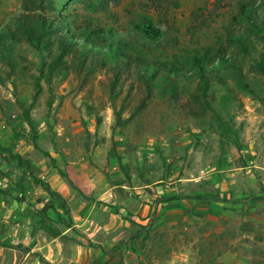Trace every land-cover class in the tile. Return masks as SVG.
<instances>
[{
  "label": "rangeland",
  "instance_id": "1",
  "mask_svg": "<svg viewBox=\"0 0 264 264\" xmlns=\"http://www.w3.org/2000/svg\"><path fill=\"white\" fill-rule=\"evenodd\" d=\"M55 5L78 23L90 20L123 33L149 17L178 41L142 46L137 35L135 51L149 59L182 61L188 51L208 48L217 66L218 50H224L232 62L220 72L226 84L214 81L209 91L217 114L186 116L155 90L141 112L127 119V107L117 124L110 92L100 83L103 69L87 74L71 68L50 84L41 78L35 92L38 51L26 42L12 44L0 52V145L18 153L14 144L23 139L21 155L30 168L0 150V174L17 168L18 182L33 188L39 185L36 170L59 160L97 168L111 185L124 176L116 188L106 185L90 194V183H83L101 221L110 213L128 221L118 241L92 264H264V72L250 70L264 54L259 30L264 0H55ZM20 10L21 0H0V29ZM232 36L243 37L247 50ZM234 64L254 94L237 87ZM223 93L225 103L219 101ZM25 108L31 124L23 118ZM143 182L148 186L139 187ZM173 195L179 199L169 200Z\"/></svg>",
  "mask_w": 264,
  "mask_h": 264
},
{
  "label": "trees",
  "instance_id": "2",
  "mask_svg": "<svg viewBox=\"0 0 264 264\" xmlns=\"http://www.w3.org/2000/svg\"><path fill=\"white\" fill-rule=\"evenodd\" d=\"M132 30L118 32L112 26L105 27L90 20L78 23L67 12L59 11L55 0H21V10L14 14L12 23L0 29V52L20 42H26L38 51L40 67L39 74L35 76V92L41 90V78L50 84L54 76H63L71 68H75L77 73L86 69L87 74L103 69L100 83L110 92L117 124H121L125 108L129 107L130 110L127 119L141 112L155 90L168 96L186 116L203 118L209 110L217 114L212 108L215 95L209 91L214 81L226 84L220 72L221 69H228V64L232 62L224 50H218L217 66H214L215 59L211 57L208 48L190 50L186 54L188 59L182 61L149 59L135 51L137 35L143 38L142 46H148V43L159 47L175 46L177 39L156 27L149 17L136 21ZM259 30L264 34V26ZM230 39L238 43L242 50H247L243 37L232 36ZM232 67L237 69V87L254 94L252 83L247 81L240 68L236 64ZM250 70L264 72V54L251 65ZM184 93L187 95L182 99ZM227 100L226 93L219 96L220 102L225 103ZM23 118L27 123H32L28 108L24 109ZM117 148L114 144L113 152L121 162L122 157ZM0 150H7L8 156L19 167H24V170L30 168L29 160L19 153H11L9 148L1 145ZM34 181L49 194L59 196L46 181L38 177H34ZM177 198L173 195L169 200ZM138 234H142V231H138Z\"/></svg>",
  "mask_w": 264,
  "mask_h": 264
},
{
  "label": "crops",
  "instance_id": "3",
  "mask_svg": "<svg viewBox=\"0 0 264 264\" xmlns=\"http://www.w3.org/2000/svg\"><path fill=\"white\" fill-rule=\"evenodd\" d=\"M80 164L58 160L36 170L59 196L35 184L32 193L19 198L16 194L24 185L18 181L8 190L0 189V264H92L118 241L128 221L112 213L101 221L94 211L96 203L86 199L82 186L87 180L90 194L106 185L116 188L125 178L117 176L111 185L99 169ZM146 186L143 182L139 187Z\"/></svg>",
  "mask_w": 264,
  "mask_h": 264
},
{
  "label": "built area",
  "instance_id": "4",
  "mask_svg": "<svg viewBox=\"0 0 264 264\" xmlns=\"http://www.w3.org/2000/svg\"><path fill=\"white\" fill-rule=\"evenodd\" d=\"M120 140L122 139L121 137L119 138ZM15 149L17 150V152L21 153L22 151H24V140L23 139H18L15 144H14ZM17 168L13 169V172L7 174H0V189H8L10 188L15 181H18L16 178V172ZM32 188L27 187L26 189H24L23 191L17 192V197L19 198H23V194L24 193H32Z\"/></svg>",
  "mask_w": 264,
  "mask_h": 264
}]
</instances>
